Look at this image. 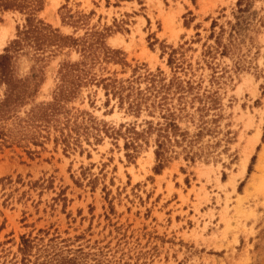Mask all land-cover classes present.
Instances as JSON below:
<instances>
[{"label":"rangeland","instance_id":"374dc122","mask_svg":"<svg viewBox=\"0 0 264 264\" xmlns=\"http://www.w3.org/2000/svg\"><path fill=\"white\" fill-rule=\"evenodd\" d=\"M19 1L0 264H264V0Z\"/></svg>","mask_w":264,"mask_h":264},{"label":"trees","instance_id":"16d2710c","mask_svg":"<svg viewBox=\"0 0 264 264\" xmlns=\"http://www.w3.org/2000/svg\"><path fill=\"white\" fill-rule=\"evenodd\" d=\"M32 4H35V7L39 6V4L36 5L35 2H32ZM15 7L20 9L30 7V10L34 9L33 6L25 5L19 0H0V8L8 9ZM27 22L28 23L25 25L24 29L19 32L20 36L12 40V42L5 48L4 53H0V83H5L7 86L4 97L0 99V117L5 116L6 113L10 111L11 107H14L15 109L17 106L21 105L26 98L32 94L22 90L21 86L17 88L15 87L14 83L16 82L13 80L9 68L12 52L19 50L23 46V42L26 43L29 40H33L32 37H34V40L38 43L40 40L39 36L43 34L41 29L42 25H40L42 24V21L38 20L34 23L31 18L28 17ZM33 115L36 117L37 112H34Z\"/></svg>","mask_w":264,"mask_h":264}]
</instances>
